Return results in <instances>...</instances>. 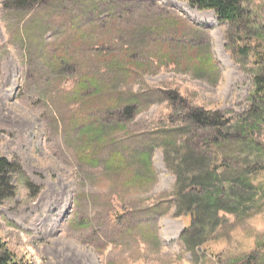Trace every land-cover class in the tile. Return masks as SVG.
<instances>
[{
	"label": "rangeland",
	"instance_id": "rangeland-1",
	"mask_svg": "<svg viewBox=\"0 0 264 264\" xmlns=\"http://www.w3.org/2000/svg\"><path fill=\"white\" fill-rule=\"evenodd\" d=\"M11 3L0 157L21 170L0 204L8 248L30 264H264V130L240 120L246 39L185 0ZM243 6L264 29V0ZM206 180L223 188L215 203Z\"/></svg>",
	"mask_w": 264,
	"mask_h": 264
},
{
	"label": "trees",
	"instance_id": "trees-1",
	"mask_svg": "<svg viewBox=\"0 0 264 264\" xmlns=\"http://www.w3.org/2000/svg\"><path fill=\"white\" fill-rule=\"evenodd\" d=\"M189 4L201 10H213L219 20L228 24L227 37L232 38L230 32L239 38H245L244 45L237 47V52L241 57L253 56L251 76L252 88L248 95V108L240 115L242 128L249 135L264 130V29L253 24V14L243 6L244 0H185ZM39 0H13L10 5L15 7H29ZM229 33V36H228ZM231 41H235L231 39ZM174 98V95L171 96ZM216 114L207 111H195L189 113V117L202 124L216 125ZM148 159V157H147ZM21 166L16 161H8L0 157V204L11 197L15 192L12 183V176L19 173ZM27 185L30 183L27 182ZM205 187L204 197L208 201L215 203L221 196L223 188L216 185V182L206 180L202 182ZM31 189L32 193L38 192L39 188ZM195 198V196L192 197ZM192 201L188 203L184 217L188 221L192 220ZM0 264H30L18 258L0 239Z\"/></svg>",
	"mask_w": 264,
	"mask_h": 264
},
{
	"label": "bare ground",
	"instance_id": "bare-ground-1",
	"mask_svg": "<svg viewBox=\"0 0 264 264\" xmlns=\"http://www.w3.org/2000/svg\"><path fill=\"white\" fill-rule=\"evenodd\" d=\"M184 5V4H183ZM187 12L193 17V18H200L202 15L198 13L195 10H191L188 6H185Z\"/></svg>",
	"mask_w": 264,
	"mask_h": 264
}]
</instances>
